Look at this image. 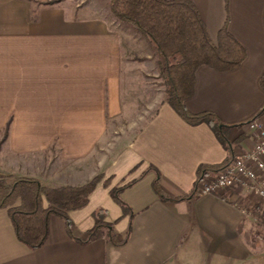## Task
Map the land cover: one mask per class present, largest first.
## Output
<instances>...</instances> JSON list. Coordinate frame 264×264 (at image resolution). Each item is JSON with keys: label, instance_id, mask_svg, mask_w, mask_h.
I'll return each instance as SVG.
<instances>
[{"label": "crops", "instance_id": "1", "mask_svg": "<svg viewBox=\"0 0 264 264\" xmlns=\"http://www.w3.org/2000/svg\"><path fill=\"white\" fill-rule=\"evenodd\" d=\"M192 1L214 41L229 16L230 30L248 50L233 71L200 67L186 101L190 112L213 111L233 126L229 138L241 154L257 140L242 125L264 108V0ZM68 7L0 0V166L8 177L46 186L101 178L88 203L69 212L71 231L52 215L49 237L37 249L17 238L8 207H0V264H264L263 233L254 237L264 222L250 212L258 202L250 188L235 187L227 199L213 193L178 201H164L155 190V169L162 191L181 196L194 189L200 165L226 159L228 150L209 124L189 123L165 96L134 134L111 141L112 127L135 126L126 116L134 97L123 86L126 35L131 41L134 35L114 19ZM125 185L128 213L111 195ZM99 208L119 238L129 234L123 244L106 235L78 239L93 228Z\"/></svg>", "mask_w": 264, "mask_h": 264}, {"label": "trees", "instance_id": "2", "mask_svg": "<svg viewBox=\"0 0 264 264\" xmlns=\"http://www.w3.org/2000/svg\"><path fill=\"white\" fill-rule=\"evenodd\" d=\"M110 10L114 16L133 26L145 36L162 57L160 76L164 80L166 101L191 124L206 122L228 150L226 159L219 164H202L194 189L185 195L165 194L158 179L154 187L164 201L193 199L198 196L199 183L208 176H213L228 168L237 155L233 142L229 138L233 126L226 125L213 111L190 112L186 101L192 97L196 88L197 71L207 66L219 72H230L240 67L248 56L245 44L229 28V16L218 32L214 41L209 33L197 5L192 0H110ZM264 88V75L261 79ZM264 114V108L254 117ZM253 119V118H252ZM8 131V128H7ZM101 175L82 186H46L38 180L27 177H13L9 184L0 185V207H8L17 238L32 249L42 247L50 233V217L57 215L64 219L71 231L73 226L69 212L84 207L94 191ZM108 185L109 182L107 181ZM128 186L115 187L111 190L114 200L124 212L131 211L122 199L121 193ZM227 191L215 194L227 199ZM46 198L48 205L44 206ZM20 200L19 204L16 202ZM260 222H264V210L261 202L250 209ZM107 211L99 208L94 212L95 224L84 238L89 243L103 235L115 244H123L129 237L119 238L113 224L106 221ZM257 237V233L254 237Z\"/></svg>", "mask_w": 264, "mask_h": 264}, {"label": "rangeland", "instance_id": "3", "mask_svg": "<svg viewBox=\"0 0 264 264\" xmlns=\"http://www.w3.org/2000/svg\"><path fill=\"white\" fill-rule=\"evenodd\" d=\"M48 2H60L64 4L66 10L70 9L68 5H73L76 7L75 10L78 14L84 13L91 17L99 15L110 21L114 19L123 26L119 28V30L125 29L129 34H131L130 31L133 32L132 35H134V38L132 41L129 40L130 37L126 35L129 48H127L128 52L126 51L127 55L125 56V59L128 61L124 65L125 68H127L125 70V75H127L126 78L128 81L124 77L123 86L124 89L127 88L128 92L130 94L132 93V97H134L136 104L133 108L134 111L128 112L126 116L132 120H136L135 126H129L127 122H124L122 126L112 127L114 129H112L113 131L111 130L108 135L112 141L119 135L125 133L134 134L140 124L156 112L161 98L163 99L166 96L164 80L159 74L158 56L155 48H153L148 39L139 33L133 26L114 16L110 10V0H48ZM121 34L125 37L123 32H121ZM153 102L155 105L152 104ZM115 132L118 133L116 134ZM1 148L0 144V149ZM4 171L3 167L0 166V185L3 183L6 185L13 181V177H8L3 174ZM255 230L256 233L262 232L264 236L263 225H260Z\"/></svg>", "mask_w": 264, "mask_h": 264}, {"label": "built area", "instance_id": "4", "mask_svg": "<svg viewBox=\"0 0 264 264\" xmlns=\"http://www.w3.org/2000/svg\"><path fill=\"white\" fill-rule=\"evenodd\" d=\"M242 127L247 132H257L255 144L246 152L237 154L228 168L203 179L198 185V195L242 187L250 188L257 201L264 203V123L257 117Z\"/></svg>", "mask_w": 264, "mask_h": 264}]
</instances>
